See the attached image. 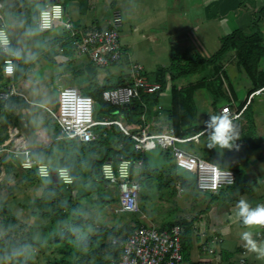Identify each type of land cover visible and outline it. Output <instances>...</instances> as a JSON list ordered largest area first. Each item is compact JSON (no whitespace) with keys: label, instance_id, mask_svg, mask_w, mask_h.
Segmentation results:
<instances>
[{"label":"crops","instance_id":"crops-1","mask_svg":"<svg viewBox=\"0 0 264 264\" xmlns=\"http://www.w3.org/2000/svg\"><path fill=\"white\" fill-rule=\"evenodd\" d=\"M48 1L62 2L65 6L66 18H69L77 28L104 27L113 10L120 9L126 24L122 30V43L125 50L123 58H126L128 71L123 73L119 62L107 68L98 67L88 56L77 55L75 51L71 57L63 56L61 39L64 33L61 26L56 25L52 30L44 31L39 27L38 15L35 22L25 18L27 9L40 12ZM0 13L2 15L0 24L4 23L7 27L13 41L12 49L16 54V72L13 77H9L3 72L5 55L0 52L2 55V58L0 57V87L14 82L17 89L28 97L25 99L22 96L13 95L9 98L12 101L15 100L16 114L19 117L15 120L16 123H9V137L6 141L11 140L13 146L26 147L31 152L51 145L53 139L60 135L58 125L53 117L52 121L54 122L47 121L42 125L43 127L39 126V130H36L46 135L42 138L39 136L31 138L30 134L32 132L36 134V131L31 128H28L27 131L25 128V125L28 124L26 120H28L29 112L46 117V111H48L46 106L50 107L55 102L58 106V100H55V97L51 101L44 97L38 98L46 95L44 91H38L37 88L51 82L50 79L53 80L51 78L53 75L55 77L58 74L59 77L62 73L72 72L74 74L72 84L88 93L89 90L86 89V86H89V83L103 84L113 76L116 77L115 81L123 76H131V64H139L145 75L147 72L154 74L159 67H169L170 58L174 53L187 51L190 55L212 56L220 49L222 37L237 30L244 32L259 30L264 35V0H0ZM232 53L227 55V60L233 59ZM46 56L48 59L54 58V66L45 62L35 64V59ZM65 58L71 60L64 61ZM234 65V74L237 72L236 74L242 73L247 76L236 64ZM146 66H150L151 69L146 70ZM230 66L231 63L227 61L224 69L228 73L235 95L227 88L229 98L222 99L215 104L214 97L206 87L196 88L193 95L198 110L196 123L205 124L210 122V118L213 116H223L221 110L226 105H230L232 110L239 111L246 108L251 102L252 110L243 114L244 108L240 116L229 119L232 123L231 135L233 137L230 148L209 147L213 125L209 127V130L201 132L193 141L196 145L198 142L204 141L205 144L197 148L202 154L201 156L209 157L220 166L234 168L237 172V180L235 184L226 186L220 191L205 193L210 200L207 199L201 207L198 204L195 205L187 218L189 221L194 220L192 242L187 248L184 247V254L186 261L193 263L227 264L229 262V264H236L239 258L244 256L252 264H264V259H258V254L249 251L241 239V234L244 231H252L253 239L257 241V244H264V227L245 228L237 208V203L240 200L247 201L251 208L264 205V114L254 107L253 102L257 95L248 102L250 85L237 84L232 72L229 71ZM262 66H264V59L261 62ZM189 75L196 76L182 83L178 81L179 78ZM203 75L204 71L182 75L173 80L166 72L164 80L160 81L163 88L157 93L156 105L148 108L149 115L152 117L158 114L156 106L159 103L166 107L165 113H170L173 102L172 86L174 84L182 87L187 86L197 82ZM151 79L156 80L155 77ZM87 82L89 83L87 84ZM85 84L87 85L85 86ZM240 87L247 92V95H244V100L240 99ZM203 88L206 90L205 94ZM262 94H264V90L259 95ZM244 101L243 107L238 108ZM198 103L204 104L205 108L200 110ZM1 119L4 117L0 111ZM119 119L125 123L133 121L123 115ZM198 120L200 122H197ZM233 122L236 123L233 124ZM108 127L111 129L110 126ZM37 140L41 142L39 143ZM161 153L164 158L162 165L165 166L168 159L162 150ZM5 155L15 157L12 153H5L1 158L0 182L6 172ZM35 155L33 154V156ZM38 157L41 161L58 167L53 165L45 155L39 154ZM16 158L21 159L20 156ZM238 179L245 183L240 185ZM227 189H234V192H228ZM219 196L229 206L210 205ZM116 197L115 191V195L110 198L114 202ZM192 198L194 199V197ZM19 206L14 215L21 223H26L22 215L30 217L32 212L25 210L23 205ZM145 223L155 224L160 228L170 227L165 224L158 225L148 215ZM210 248L214 251L210 252ZM77 251L79 253L78 261L82 262L87 249L78 246Z\"/></svg>","mask_w":264,"mask_h":264},{"label":"trees","instance_id":"trees-1","mask_svg":"<svg viewBox=\"0 0 264 264\" xmlns=\"http://www.w3.org/2000/svg\"><path fill=\"white\" fill-rule=\"evenodd\" d=\"M39 13L40 12L37 10L32 9L31 11L27 9L25 18L35 22ZM63 48V56L71 57L74 55V50L68 42L63 43ZM230 52H233L232 56L236 59L238 66L250 78L252 86L250 87L249 94L263 87L264 66L261 67V62L264 59V35L259 30H252L251 32L237 30L231 34L225 35L221 39L220 49L210 57H204L199 54L190 55L187 51L174 53L170 58V65L168 68L159 67L154 74H152V77H155L157 81H163L166 72L175 80L182 75L204 71V75L197 82L190 83L183 87L177 84L172 86L173 102L170 114L173 118V124L178 135L185 137L199 135L204 130H209V127L212 126L211 122L201 125L196 123L198 110L193 98L196 88L206 87L214 97L215 104L222 99L229 98V91L235 95L228 73L224 69L227 55ZM0 57L2 58V55H0ZM48 60L53 63L55 62L53 61L54 58L51 57ZM70 60V58H65L64 61ZM129 83H132V76L120 77L113 83L89 84L87 87L89 90L88 93L96 99V106L99 104V108L96 110L97 119H115L123 115L128 116L130 120L136 121L143 112L145 103L149 108L156 105L157 94L143 93L142 97L135 99L129 107L112 105L103 99L104 90ZM244 104L245 101L238 108L241 109ZM251 104L250 102L247 105L243 114L252 110ZM16 106L15 100L12 101L11 99H7L0 103V111L4 117V119L0 120L2 121L0 126V144L9 137V127L6 125L7 122L3 124V121L6 119V113L14 114V120H17L19 117V115L16 114ZM16 122L17 121H15V123ZM234 123L236 122H233V124ZM100 126H104L106 129L100 130L98 128L100 135L95 140L82 142L78 139L56 138L50 146L44 148L47 157L53 165L66 166L75 176V182L69 186H65L62 183L57 185L53 181L47 183L48 185L43 190L42 196L37 198L33 204V208L37 207L40 209L38 215L47 219V224L42 225L43 231L48 232L50 235V242H57V252L52 251L53 253L50 256L49 264H111L112 262L118 263L120 260L122 242L130 231L123 234L122 228L116 224H102L97 226L98 229L96 232H87L89 225H85L84 223L86 220L78 216V208L72 203V198H70V195L72 196V190L75 186L77 187L79 185L82 179L91 180L96 185L103 187L102 183H105V181L101 175V166L104 161L110 159L117 162L121 156L135 159L143 155L135 148L134 141L126 136L119 126L116 124L111 125V129L105 125ZM188 143L191 145H185V147L197 154L200 153L193 139ZM161 150L168 159L167 165L165 166H153L147 161L145 154L143 155L144 178L142 184L146 183V187H148L151 180H158L160 186H162V179L168 178L167 180L172 181L174 187L179 189L178 191H194V201L197 203L199 202L198 205L201 207L208 199L205 195L207 192L201 191L198 188L194 178L187 175H179L172 153L169 150ZM32 153L35 155L36 152L33 151ZM199 155L202 154L200 153ZM203 157L210 160L209 157L204 155ZM28 174H33L35 177L37 176L35 170H27V175ZM182 175H184V173ZM65 193L68 195L66 198L64 196ZM198 193L205 195L202 201L197 200ZM111 201L112 198H107L103 203V207L111 203ZM195 205L197 204H194V207ZM0 213L6 215V219L3 220V225L5 230H8L7 235L9 238L6 241L0 239V260L4 263L6 259L4 253H6V251L14 254L17 253L13 248H21L26 240L20 238L17 241L14 237H11V230L14 229L13 231H15L18 227L21 228V226H17L11 229V226L15 222L19 223L20 221L8 207L7 203L1 200ZM193 221L194 220L189 221L185 218L169 223L170 226L175 223H180L184 227V232L182 234L183 254L184 247L187 248L190 242H192L194 232ZM105 238L107 239L105 240ZM114 239H117V242H114ZM78 246L87 249L82 262L78 261ZM10 249L11 251H9ZM184 257L186 260L185 254ZM24 262L26 264H37L35 262L31 263L29 257H26ZM227 264H229V262Z\"/></svg>","mask_w":264,"mask_h":264},{"label":"built area","instance_id":"built-area-1","mask_svg":"<svg viewBox=\"0 0 264 264\" xmlns=\"http://www.w3.org/2000/svg\"><path fill=\"white\" fill-rule=\"evenodd\" d=\"M44 14L47 16L45 17ZM0 17L2 18L1 13ZM38 24L44 31L52 30L56 25H60L64 33L61 41L70 43L77 55L88 56L98 67H110L120 62L125 55L122 30L126 24L120 9L113 10L104 27L77 28L69 18H66L65 6L62 2L48 1L39 13ZM12 45L11 35L5 24L1 23L0 52L5 55L3 72L9 77H13L16 72V54ZM63 50L64 48L61 47V51ZM9 64L12 66L11 74L6 72ZM130 73L132 83L104 90L103 99L105 101L112 105L123 106L125 103L131 104L135 99L141 98L143 93L157 94L163 88L160 81L152 80L145 75L139 64H131ZM263 90L264 87L251 93L248 102L255 95L261 94ZM13 95L28 99L24 92L17 89L14 82L0 87V103ZM46 108L58 125L60 135L57 138L89 142L99 137L98 126L116 124L126 136L134 141L135 148L143 155L152 149L169 150L174 157L177 170L180 169L187 176L194 178L201 191H220L222 188L236 183L237 172L234 168L220 166L185 147L186 143L198 135L189 137L178 135L173 118L169 112L165 113L166 107L163 104H157L158 114L151 117L149 107L145 103L144 110L138 120L131 123H125L119 118L99 120L96 118V99L73 84L61 86L59 89L56 110L48 106ZM242 110H232L230 105H226L222 108L221 113L229 118H237ZM5 153H12L15 157L20 156L22 169L35 170L39 178L52 179L55 170L59 183L69 186L75 182V176L68 167H54L41 161L33 156L30 149L13 146L11 140H5L0 144V160ZM143 155L135 159L121 156L117 162L109 159L104 161L101 166V175L106 186L111 187L117 193V200L111 201L104 207L111 206L114 213L138 215L142 222L134 223L133 228L122 242L119 262L111 264H198L185 260L182 251V234L184 232L182 224L175 223L170 227L160 228L155 224L145 223L147 215L140 203L144 178ZM42 166L47 169L46 176L40 173ZM61 170H66L70 182H66L61 177ZM113 241L117 242V239ZM209 251L213 252L214 250L210 248ZM236 264L252 263L242 256Z\"/></svg>","mask_w":264,"mask_h":264},{"label":"rangeland","instance_id":"rangeland-1","mask_svg":"<svg viewBox=\"0 0 264 264\" xmlns=\"http://www.w3.org/2000/svg\"><path fill=\"white\" fill-rule=\"evenodd\" d=\"M48 55L49 54L47 53V56ZM47 56L44 58L35 59L34 60L35 64L37 62L40 64L45 62L49 65L54 66L55 63L49 61ZM227 61L228 63H231V66L229 67V71L232 72L234 81L237 84H240V85L246 84V86L250 85L251 87L252 83L250 81V84H249L250 78L248 76L242 73L236 74L237 72H235L234 74V69H235L234 64L238 66L236 59L233 57L231 61H229L228 59L225 61V63ZM40 64H37V65L39 66ZM119 64L121 66V69L123 70L122 71L123 73L128 71L127 69L128 67L126 66L128 65L126 62V58H123L119 62ZM56 69H60V68H56ZM150 69H151L150 66H146V70L149 71ZM147 76L152 78V73L147 72ZM195 76L196 75H189L183 78H179L178 81L182 83V82L193 79ZM57 77H58V74L55 77L53 75L51 77L53 78V80L50 79L51 82H47L44 86L37 88L38 91H44L46 95V96H39L38 98L44 97L47 100L51 101L53 97H55V100L56 99L58 100L59 87L64 86V85H73L72 81L74 79V74H72V72L62 73L60 74L58 78ZM115 79L116 77L113 76L112 78H109L106 82L113 83L115 82ZM88 83L89 82H87V84ZM87 84H85V86ZM87 87L88 86H86V89ZM240 90H241L240 99L244 100L245 99L244 95L245 94L247 95V92H245L244 89H242L241 87H240ZM249 90L250 88L248 89V93H249ZM199 92H202V91H199ZM203 92L204 94L206 93V90L204 88H203ZM253 104H254V107L258 108L264 114V105H263L264 104V94L257 95L254 99ZM50 107L56 110L57 103L55 102ZM198 107L200 110L202 108H205L204 104H201V103H198ZM98 108H99V104L96 106V110ZM28 114H29L28 115L29 117L27 116L28 120H26L28 124L25 125L26 130L28 128H31L33 131H36V130H39L38 128L39 126L43 127L42 125L46 124L47 121L54 122L52 121L53 116L49 111H46L48 119H47V116L46 117L38 116L35 112H29ZM13 116L14 114L12 113H6V119L5 121H3V124L4 122H7L6 125L9 126V123L11 122L14 123L15 120ZM22 122L24 123V121ZM197 122H200V120H198ZM1 123L2 121H0V126H1ZM98 128L100 130L106 129L104 126H98ZM57 133L59 134L58 131ZM30 135H31V138L33 136H39L41 138L46 136L42 134L40 131H36V134L32 132ZM54 140L55 139H53V141ZM37 141H39V143L41 142L40 140H37ZM190 143H187L186 145L189 146L191 145ZM204 144H205L204 141L198 142L197 148H200V146ZM49 145H46V146H49ZM39 154L45 155L47 157L44 149L36 151L35 157L38 159H40V157H38ZM145 157L147 161L151 163V165H154V166H162V163L164 162V158L162 156L160 149H152L150 151H147V153L145 154ZM20 164H21V159H17L16 157H12L10 155L9 156L5 155L4 165H5L6 172L0 182V200L5 201L13 213H17L18 210L16 211V208L18 209L19 204H20L19 207L23 205L25 207V210L27 211L31 210L32 216L30 215V217H25L24 215H22V218L26 220V223L24 222L21 223V221L19 223L15 222L11 226V229L13 227L21 226V228L18 227L17 230L15 229V231H13L14 229L11 230L10 232L12 235L11 237H14L17 241L18 239L23 238L26 240V242L21 248H16V247L13 248L14 251L17 252L15 254L12 252L6 251V253H4V256L6 258L5 262L2 263V261L0 260V264H26L24 262L26 257H29L31 259V263L35 262L37 264H49L51 252L52 251L57 252V245H56L57 242L51 243L50 235L48 234V232L43 231L42 225L47 224V219H44L38 215V213L40 212V209H38L37 207L33 208V204L37 198H40L42 196L43 190L48 185L47 183L51 182L52 179H49V178L43 179L37 176L35 177L33 174L27 175V171H24ZM178 171H180V169ZM181 172L182 174L184 173V175H182L181 173H179V175L186 176L185 172L183 171ZM167 179L168 178L162 179L161 181V183L163 184L162 186H160L158 180H153V181L151 180L149 182L148 187H146V183L142 184L140 203L142 205L143 210L149 216V218L154 220V222L157 223L158 225H161V224L169 225L170 222L188 218L190 216V212L194 209V204L199 203V202L197 203L196 201H194V199L192 198L194 195L193 194L194 191H190V190L189 191L188 190L178 191L179 189L174 187V183L172 181H168ZM238 181L240 185H243L245 183L241 179H238ZM102 184H103V187H100L99 185H96L91 180L82 179L79 185L77 187L75 186V188L72 190V196L70 195V198H72V203L76 205V207L78 208V216L79 217L81 216L86 220V222L84 223L85 225L87 226L89 225L87 232L89 231L96 232L98 229L97 226L102 225V224H109V225L116 224L117 226L122 228L123 234H126L133 228L132 223H141L140 217L138 215H132L128 213H114L111 206L103 207V203L105 202V200L109 198L110 196H114L115 192L113 191L111 187H108L106 189V184L104 182ZM227 190L228 192H234V189H227ZM205 195L199 194L197 196V200L202 201ZM64 196L66 198V196H68L67 193H65ZM114 200H117V198H114ZM225 202L226 201L223 198H220L219 196L218 198L214 199L212 203L210 202L209 203L212 206L217 205V204L219 206L225 205L223 207L229 206ZM115 203L117 204V201H115ZM5 219H6V215L3 213H0V239H2L3 241H6L9 239L7 235L8 230L7 229L5 230V227L3 225L4 224L3 220ZM107 238H105V240ZM9 251H11V249Z\"/></svg>","mask_w":264,"mask_h":264},{"label":"clouds","instance_id":"clouds-1","mask_svg":"<svg viewBox=\"0 0 264 264\" xmlns=\"http://www.w3.org/2000/svg\"><path fill=\"white\" fill-rule=\"evenodd\" d=\"M58 11V10H57ZM45 17L47 14H44ZM6 43V41H4ZM6 72L11 74L12 66L6 68ZM227 111V110H225ZM211 125L214 126L213 133L210 137L212 146H219L220 148H230L231 141L233 139L231 135V121L227 117V115L223 116H213L210 118ZM41 175H47V169L45 167L40 168ZM61 177L66 181L70 182V178L68 177L66 170H61ZM238 215L242 219L243 225L245 228H257L264 227V205H257L255 208H251L247 201L240 200L237 203ZM241 239L245 242V247L248 248L249 251L255 252L258 254V259H264V244L258 245L257 241L253 239L252 231H244L241 234Z\"/></svg>","mask_w":264,"mask_h":264},{"label":"water","instance_id":"water-1","mask_svg":"<svg viewBox=\"0 0 264 264\" xmlns=\"http://www.w3.org/2000/svg\"><path fill=\"white\" fill-rule=\"evenodd\" d=\"M129 106H130L129 103H125V104L123 105V107H129ZM52 181L55 182L57 185H59L58 177H57V175L55 174V170H54V175H53V177H52Z\"/></svg>","mask_w":264,"mask_h":264}]
</instances>
